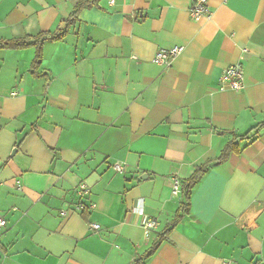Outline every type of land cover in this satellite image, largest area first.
I'll return each instance as SVG.
<instances>
[{"label": "crops", "instance_id": "crops-1", "mask_svg": "<svg viewBox=\"0 0 264 264\" xmlns=\"http://www.w3.org/2000/svg\"><path fill=\"white\" fill-rule=\"evenodd\" d=\"M191 7L0 0V44L37 43L0 47V264H264V0H209L203 21ZM237 64L245 88L220 91ZM246 135L144 258L196 169Z\"/></svg>", "mask_w": 264, "mask_h": 264}, {"label": "built area", "instance_id": "built-area-1", "mask_svg": "<svg viewBox=\"0 0 264 264\" xmlns=\"http://www.w3.org/2000/svg\"><path fill=\"white\" fill-rule=\"evenodd\" d=\"M190 16L195 21L210 20L212 18V12L209 9V0H192V7L190 10ZM184 50V47L176 46L171 50L159 51L154 59V62L159 65L168 66L171 60L177 58ZM220 91H226L227 89L240 92L245 88L244 72L240 64L230 66L226 68L220 78ZM118 172H122L123 168L119 165L114 166ZM182 182L179 178L173 179V193L178 196L182 192ZM89 193V190L85 185L80 186V195L85 196ZM143 215L142 210L140 211ZM144 216V215H143ZM7 226V222L4 218L0 217V240L3 235V231ZM93 230H98L100 227L97 224H93ZM142 227L145 230L146 235L152 234V232L158 229V222L152 218L145 217Z\"/></svg>", "mask_w": 264, "mask_h": 264}, {"label": "trees", "instance_id": "trees-1", "mask_svg": "<svg viewBox=\"0 0 264 264\" xmlns=\"http://www.w3.org/2000/svg\"><path fill=\"white\" fill-rule=\"evenodd\" d=\"M84 3H80L78 5V9L75 12V15L77 13H79V11L81 10V8L83 7ZM47 35H43L41 36V39L43 37H45ZM63 37V35L58 36V37H54V40H61V38ZM39 42V47L38 50L41 51V45L42 42ZM32 45H37V43H33L30 41H8L5 43H1L0 47L3 48H22V47H26V46H32ZM41 55H39L38 58H40ZM264 125V124H262ZM261 126V125H259ZM259 126H256L255 128H259ZM245 139H248V135L246 136H236L232 139L231 142H229L226 147L224 148V150L222 151V154L220 155L219 158L209 161L206 164L198 167L194 173V175L186 182V203L184 204L183 208L180 210V212H178L176 218L174 219L173 223L167 227V229L165 230L164 234L161 236H158L154 242V244L152 245L151 249L149 250V252L147 253V255L144 258H149L151 257L160 247L161 243L165 240V237L167 235H169V233L174 229V227L183 219V217L185 216V214H187V212L190 209V198H191V193L193 188L205 177V175L208 173V171L216 165H221L224 164L225 162L228 161V158L230 157L231 154L236 153V154H240L241 149L239 147V141H243ZM183 187H182V193H183Z\"/></svg>", "mask_w": 264, "mask_h": 264}]
</instances>
